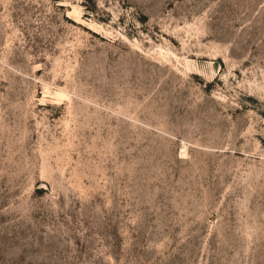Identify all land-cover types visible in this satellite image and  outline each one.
Segmentation results:
<instances>
[{"label": "rangeland", "instance_id": "374dc122", "mask_svg": "<svg viewBox=\"0 0 264 264\" xmlns=\"http://www.w3.org/2000/svg\"><path fill=\"white\" fill-rule=\"evenodd\" d=\"M0 264H264V0H0Z\"/></svg>", "mask_w": 264, "mask_h": 264}]
</instances>
